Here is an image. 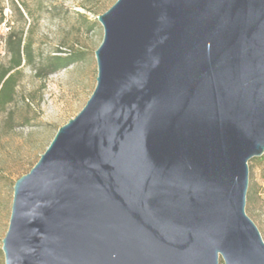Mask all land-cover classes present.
<instances>
[{
    "label": "water",
    "instance_id": "95a60500",
    "mask_svg": "<svg viewBox=\"0 0 264 264\" xmlns=\"http://www.w3.org/2000/svg\"><path fill=\"white\" fill-rule=\"evenodd\" d=\"M97 86L14 185L5 264H264V0H118Z\"/></svg>",
    "mask_w": 264,
    "mask_h": 264
},
{
    "label": "rangeland",
    "instance_id": "374dc122",
    "mask_svg": "<svg viewBox=\"0 0 264 264\" xmlns=\"http://www.w3.org/2000/svg\"><path fill=\"white\" fill-rule=\"evenodd\" d=\"M118 0H0V62H7L5 37L23 30L35 62L23 61L15 102L0 116V264L9 229L14 185L30 173L58 130L86 106L96 86V51L104 40L98 17ZM15 4L21 8L20 14ZM21 4L24 6L22 8ZM77 56L74 64L51 72L54 57ZM53 61V60H52ZM246 213L264 240V155L249 161Z\"/></svg>",
    "mask_w": 264,
    "mask_h": 264
},
{
    "label": "trees",
    "instance_id": "16d2710c",
    "mask_svg": "<svg viewBox=\"0 0 264 264\" xmlns=\"http://www.w3.org/2000/svg\"><path fill=\"white\" fill-rule=\"evenodd\" d=\"M21 6L24 8L22 4ZM15 7L22 14L21 8L16 4ZM4 20V11L0 8V26L4 23ZM5 44L9 60L7 62H0V116L6 113L8 107L15 102L21 79V66L23 61L28 64L35 62L30 44L23 39V30L16 31L10 28L9 33L5 37ZM76 58L77 56L74 55L67 58L57 56L50 60L48 67L51 72H55L74 64ZM8 115L11 116L12 113L9 112ZM221 264H223L222 261Z\"/></svg>",
    "mask_w": 264,
    "mask_h": 264
}]
</instances>
